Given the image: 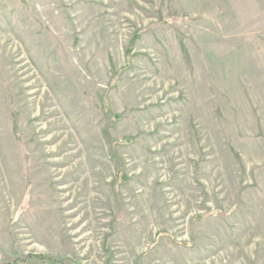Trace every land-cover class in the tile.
I'll return each mask as SVG.
<instances>
[{"label": "rangeland", "instance_id": "374dc122", "mask_svg": "<svg viewBox=\"0 0 264 264\" xmlns=\"http://www.w3.org/2000/svg\"><path fill=\"white\" fill-rule=\"evenodd\" d=\"M264 264V0H0V264Z\"/></svg>", "mask_w": 264, "mask_h": 264}, {"label": "trees", "instance_id": "16d2710c", "mask_svg": "<svg viewBox=\"0 0 264 264\" xmlns=\"http://www.w3.org/2000/svg\"><path fill=\"white\" fill-rule=\"evenodd\" d=\"M6 264H77L70 260H61L50 255H28Z\"/></svg>", "mask_w": 264, "mask_h": 264}]
</instances>
